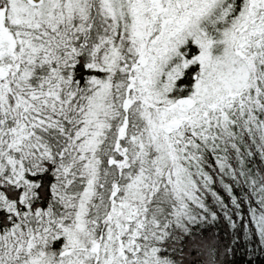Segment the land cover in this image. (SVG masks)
I'll return each instance as SVG.
<instances>
[{
	"label": "snow or ice",
	"instance_id": "snow-or-ice-1",
	"mask_svg": "<svg viewBox=\"0 0 264 264\" xmlns=\"http://www.w3.org/2000/svg\"><path fill=\"white\" fill-rule=\"evenodd\" d=\"M0 264H264V0H0Z\"/></svg>",
	"mask_w": 264,
	"mask_h": 264
}]
</instances>
